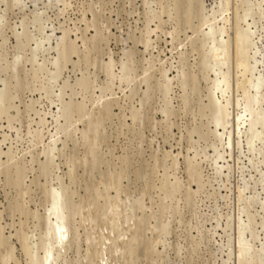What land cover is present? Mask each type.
Masks as SVG:
<instances>
[{"label":"rangeland","instance_id":"obj_1","mask_svg":"<svg viewBox=\"0 0 264 264\" xmlns=\"http://www.w3.org/2000/svg\"><path fill=\"white\" fill-rule=\"evenodd\" d=\"M0 264H264V0H0Z\"/></svg>","mask_w":264,"mask_h":264},{"label":"bare ground","instance_id":"obj_2","mask_svg":"<svg viewBox=\"0 0 264 264\" xmlns=\"http://www.w3.org/2000/svg\"><path fill=\"white\" fill-rule=\"evenodd\" d=\"M59 229L57 230V240L58 241H63L64 240V238L67 236V234H68V232H69V230H68V225L66 224V223H60L59 225ZM71 235H69V237H70ZM68 238V237H67ZM66 238V239H67ZM69 240V239H68ZM67 241V240H66ZM70 242H72V241H70ZM57 243V242H56ZM58 245V244H57ZM61 245V244H60ZM101 251V250H100ZM119 252V251H118ZM98 260V259H97ZM105 261V260H104ZM111 261V260H110Z\"/></svg>","mask_w":264,"mask_h":264}]
</instances>
